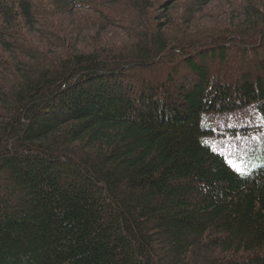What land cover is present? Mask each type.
I'll list each match as a JSON object with an SVG mask.
<instances>
[{"label": "trees", "instance_id": "16d2710c", "mask_svg": "<svg viewBox=\"0 0 264 264\" xmlns=\"http://www.w3.org/2000/svg\"><path fill=\"white\" fill-rule=\"evenodd\" d=\"M0 264H264V0H0Z\"/></svg>", "mask_w": 264, "mask_h": 264}, {"label": "rangeland", "instance_id": "374dc122", "mask_svg": "<svg viewBox=\"0 0 264 264\" xmlns=\"http://www.w3.org/2000/svg\"><path fill=\"white\" fill-rule=\"evenodd\" d=\"M220 4H222V2H220ZM220 4H219V5H220ZM216 7H217V4L213 5L212 8H216Z\"/></svg>", "mask_w": 264, "mask_h": 264}]
</instances>
